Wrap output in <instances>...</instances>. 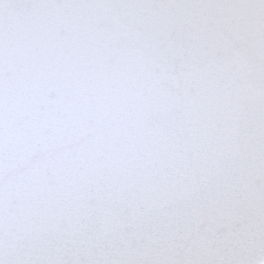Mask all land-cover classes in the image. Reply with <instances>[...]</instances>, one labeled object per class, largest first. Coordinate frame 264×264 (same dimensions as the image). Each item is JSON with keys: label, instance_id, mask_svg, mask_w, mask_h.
I'll return each mask as SVG.
<instances>
[{"label": "snow or ice", "instance_id": "6c2138e0", "mask_svg": "<svg viewBox=\"0 0 264 264\" xmlns=\"http://www.w3.org/2000/svg\"><path fill=\"white\" fill-rule=\"evenodd\" d=\"M0 264H264V0H0Z\"/></svg>", "mask_w": 264, "mask_h": 264}]
</instances>
